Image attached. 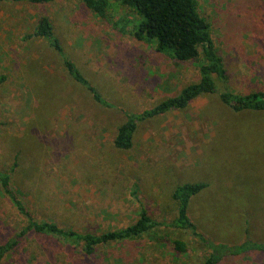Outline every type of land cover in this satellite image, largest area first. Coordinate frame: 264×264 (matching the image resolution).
Here are the masks:
<instances>
[{"label": "rangeland", "instance_id": "374dc122", "mask_svg": "<svg viewBox=\"0 0 264 264\" xmlns=\"http://www.w3.org/2000/svg\"><path fill=\"white\" fill-rule=\"evenodd\" d=\"M101 18L81 0L0 2V170L37 221L101 234L134 224L144 210L162 224L142 238L100 246L94 256L52 235L30 234L2 264H204L209 248L171 226L173 199L186 183L209 184L188 214L210 242L264 243V112L235 113L219 94L138 125L133 147L114 140L126 113H142L200 81L201 62H170L157 41L139 40L135 8L109 0ZM226 84L239 95L264 91V0H197ZM54 26L66 56L110 107L68 74L49 42ZM165 227L166 224H169ZM26 218L0 189V245ZM183 241L187 252L175 249ZM224 264H264L257 252Z\"/></svg>", "mask_w": 264, "mask_h": 264}, {"label": "trees", "instance_id": "16d2710c", "mask_svg": "<svg viewBox=\"0 0 264 264\" xmlns=\"http://www.w3.org/2000/svg\"><path fill=\"white\" fill-rule=\"evenodd\" d=\"M28 1L33 4H48L56 0H0V2ZM94 14L105 18L110 10L109 0H81ZM125 5L135 8L144 17V22L136 31L139 40L157 41L159 52L169 56L170 62H201L199 73L201 79L182 90L180 95L169 98L154 108L142 113H126V122L119 128L114 145L120 150L133 147L134 135L138 125L144 121L165 115L169 112L188 108L196 99L209 94H219L224 105L233 112L245 111L264 112V91L239 95L229 90L221 92L220 84H226L228 76L223 59L216 52L210 38L209 24L198 12L197 0H122ZM33 37H39L49 42L50 46L61 57L69 76L92 95L94 101L104 107H110L95 87L84 77L78 67L70 60L55 36L51 20L44 17L40 20ZM6 77H0V86ZM0 170V189L17 211L26 218V226L14 237L0 245V264L15 251L20 241L30 234L52 235L61 238L70 245L80 247L87 256H94L100 246L114 242H126L142 238L157 229L160 223L154 221L146 211H142L139 219L123 229L108 231L101 234L82 233L67 230L52 222L37 221L26 208L20 192L14 190L11 184V174ZM209 184L204 182L186 183L176 188L173 199L178 204V216L171 226L190 231L198 237L210 250L204 264H224L228 259L242 257L248 253L257 252L264 255V243L246 240L236 246L214 244L208 241L191 221L188 210L193 197L203 192ZM170 225L166 224V226ZM175 249L185 253L186 244L183 241L174 242Z\"/></svg>", "mask_w": 264, "mask_h": 264}]
</instances>
